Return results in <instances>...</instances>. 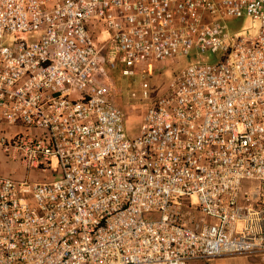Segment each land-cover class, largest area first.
Masks as SVG:
<instances>
[{
  "label": "built area",
  "instance_id": "obj_1",
  "mask_svg": "<svg viewBox=\"0 0 264 264\" xmlns=\"http://www.w3.org/2000/svg\"><path fill=\"white\" fill-rule=\"evenodd\" d=\"M4 34L0 158L52 178L0 175V264L264 255V0H0ZM190 51L127 137L98 75Z\"/></svg>",
  "mask_w": 264,
  "mask_h": 264
},
{
  "label": "rangeland",
  "instance_id": "obj_2",
  "mask_svg": "<svg viewBox=\"0 0 264 264\" xmlns=\"http://www.w3.org/2000/svg\"><path fill=\"white\" fill-rule=\"evenodd\" d=\"M228 30L238 32L241 35H251L256 33L257 23H251L246 18H231L225 22ZM90 32L98 45L103 38V30L100 24L91 26ZM28 42L29 36H18ZM13 36L4 34L1 38V44L4 46L12 45ZM214 56L208 52L200 55L190 51L187 56L167 59L161 62H146L137 66L136 73L130 77H122L117 70H106L103 79L98 75L97 80L104 85L108 92V99L123 116L124 132L127 137L137 134L142 117L148 105L163 93L167 83L177 76L184 67L190 63L198 61H212ZM145 92V95H142ZM0 175L7 176L13 180L23 178L31 181H44L52 178L51 174L39 173L36 171L24 172L16 163L5 161L0 158ZM242 187L246 191H253L257 188L256 184L250 181H244ZM246 188V189H245ZM251 195H254L252 193ZM210 223V220H206Z\"/></svg>",
  "mask_w": 264,
  "mask_h": 264
},
{
  "label": "crops",
  "instance_id": "obj_3",
  "mask_svg": "<svg viewBox=\"0 0 264 264\" xmlns=\"http://www.w3.org/2000/svg\"><path fill=\"white\" fill-rule=\"evenodd\" d=\"M103 37H104V30H103ZM105 74H106V70L104 71V75L101 76L100 79H103ZM129 137H133V136H129ZM196 264H204V263L197 262ZM210 264H264V255L254 253V254H247V255H240V256H222V257L213 259Z\"/></svg>",
  "mask_w": 264,
  "mask_h": 264
}]
</instances>
